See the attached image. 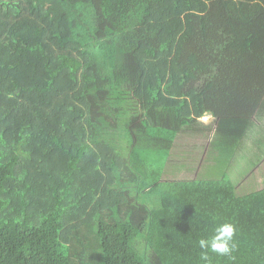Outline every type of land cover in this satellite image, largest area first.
<instances>
[{
  "label": "trees",
  "instance_id": "trees-1",
  "mask_svg": "<svg viewBox=\"0 0 264 264\" xmlns=\"http://www.w3.org/2000/svg\"><path fill=\"white\" fill-rule=\"evenodd\" d=\"M0 264H264V0H0Z\"/></svg>",
  "mask_w": 264,
  "mask_h": 264
},
{
  "label": "clouds",
  "instance_id": "clouds-1",
  "mask_svg": "<svg viewBox=\"0 0 264 264\" xmlns=\"http://www.w3.org/2000/svg\"><path fill=\"white\" fill-rule=\"evenodd\" d=\"M235 235L236 226L233 223L225 221L216 224L210 236L198 241L199 247L204 250L201 258L207 261L209 252L231 258L236 249Z\"/></svg>",
  "mask_w": 264,
  "mask_h": 264
},
{
  "label": "rangeland",
  "instance_id": "rangeland-1",
  "mask_svg": "<svg viewBox=\"0 0 264 264\" xmlns=\"http://www.w3.org/2000/svg\"><path fill=\"white\" fill-rule=\"evenodd\" d=\"M207 118V117H206ZM209 119V118H208ZM207 119V120H208ZM203 120H205V118L203 117ZM195 150L191 153L192 155L193 154H195ZM189 156V155H188ZM194 157L195 156H193L192 158H191V160H186L188 163H190V164H192V162L193 163H195L196 164V161L194 160ZM206 157V156H205ZM217 164H218V161H217ZM205 166H206V164H205ZM208 166V165H207ZM222 169H224V168H222ZM240 175H245V172H244V170L243 169H241V168H237V170H236ZM248 172H250V171H248ZM204 173H205V171H204ZM198 174H200V173H198ZM214 176H216V175H214ZM252 179L251 178H249L248 180H246L245 181V183H244V185H242V186H239V187H241L242 189H243V192L245 191H249V190H252L253 189V185H251V183H253L252 181H251ZM249 181H251V183L249 182ZM249 182V183H248ZM240 188V189H241ZM242 192V193H243Z\"/></svg>",
  "mask_w": 264,
  "mask_h": 264
},
{
  "label": "crops",
  "instance_id": "crops-1",
  "mask_svg": "<svg viewBox=\"0 0 264 264\" xmlns=\"http://www.w3.org/2000/svg\"><path fill=\"white\" fill-rule=\"evenodd\" d=\"M207 117V118H206ZM210 116H204V118H205V121L209 118Z\"/></svg>",
  "mask_w": 264,
  "mask_h": 264
}]
</instances>
